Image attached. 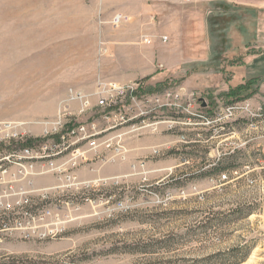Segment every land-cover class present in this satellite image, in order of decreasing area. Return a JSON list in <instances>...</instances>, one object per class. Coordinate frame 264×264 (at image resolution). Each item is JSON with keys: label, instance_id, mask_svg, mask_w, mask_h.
Wrapping results in <instances>:
<instances>
[{"label": "rangeland", "instance_id": "rangeland-1", "mask_svg": "<svg viewBox=\"0 0 264 264\" xmlns=\"http://www.w3.org/2000/svg\"><path fill=\"white\" fill-rule=\"evenodd\" d=\"M3 2L34 5L36 20L46 6ZM68 7L66 28L56 6L50 37L36 26L35 43L14 45L19 52L6 53L12 74L0 75V122L15 125L17 141L56 133L51 121L71 90L91 103L61 130L84 127L65 136L53 166L34 153L33 169L14 175L27 159L8 157L16 146L0 147V166L10 171L0 181V264H264V0L213 1L205 53L144 76L143 85L163 81L161 91L114 93L109 106L97 104L105 93L92 84L135 87L143 77L102 76L103 67L124 70L96 58L99 35L77 27ZM257 76L243 100L252 112L227 115L225 94ZM69 104L76 112L80 101ZM223 156L236 170L199 174Z\"/></svg>", "mask_w": 264, "mask_h": 264}, {"label": "crops", "instance_id": "crops-1", "mask_svg": "<svg viewBox=\"0 0 264 264\" xmlns=\"http://www.w3.org/2000/svg\"><path fill=\"white\" fill-rule=\"evenodd\" d=\"M213 1L215 0H43L46 6L42 10V20L39 16L36 20L35 6L32 4L0 3V75L12 74V68L8 64L11 57H7L6 53L19 52L18 46L15 48L14 45L35 43L36 26L46 27L48 31L44 36L50 37L51 22L56 21L51 14L57 9L56 6L59 12L57 20L61 22L59 26L66 28L67 19L63 14L71 10L68 5L72 4L77 13V27L87 28L99 35L96 58H110L117 62L114 63L116 71L119 67L124 70L119 74L105 71L103 67L102 76L105 78L119 77V80L126 83L137 76L144 77L157 72L156 68L172 69L198 58L196 55L205 53L210 45L206 18ZM115 12L129 15L130 20L112 29L107 21ZM144 36L149 37L152 42L143 43ZM161 36L166 39L163 41ZM99 41L107 48L104 54L99 53ZM83 48L85 52L88 49L87 46ZM95 84L91 85L92 90Z\"/></svg>", "mask_w": 264, "mask_h": 264}, {"label": "built area", "instance_id": "built-area-1", "mask_svg": "<svg viewBox=\"0 0 264 264\" xmlns=\"http://www.w3.org/2000/svg\"><path fill=\"white\" fill-rule=\"evenodd\" d=\"M227 1L233 2L236 0H227ZM129 20H130L129 15L124 14L122 12H115L112 15L111 19L109 20V23L114 27H118L120 25L127 23ZM161 39L164 41L166 37L161 36ZM142 42L149 44L152 42V40L149 37L144 36L142 37ZM102 44L103 43L100 42V45L98 47L99 53L101 54L104 51H106L105 47L101 46ZM135 87L133 86L124 87V85H121L116 82H103L101 80H98L95 84V88H96L95 92H97V94L99 95H101V93H105V95L99 96L97 104H100V105L107 104L109 106L111 105L113 101L112 98H114V93L119 95L118 97H115L117 100L118 98L120 99V97L122 96L127 97V95L131 93ZM75 99L80 101V105L76 112H72L69 106L70 105L69 102ZM108 99L110 100L111 103L108 102ZM90 106H91V103H90V98L88 94H84L80 90H74V91L71 90L68 93V95L65 96L64 99H62L60 108L57 111L54 119L51 121L52 126L55 128V130H57V132L51 133L52 135L43 136V138H45L44 139L45 141L48 139L47 136H50L49 138L54 137L56 140L54 138L51 139L52 140L51 143H46L43 140L42 142L38 144H34L33 146H30V147L25 146V147H21V148H18V149H15L9 152L8 157H12L16 161L27 159L25 164L19 165L15 169V173L13 174L23 175L27 173L28 170L31 171L33 169L34 163H36V162H32V155H34V153L47 154V161L41 162V163H47L48 166H53V157L56 155H59L61 151L63 150L65 136H73L79 131L84 130V127L83 126L73 127V128L68 129L66 133H62L61 130L66 126V124H69L71 122V116H79L83 114L87 109L90 108ZM237 110L252 112L250 105L249 103H247V101H243L241 103L237 102V103H234L232 105H228L225 107V113L230 116L234 115V113ZM255 114L252 113V116ZM15 130H16L15 125L13 123L7 122V121L0 122V146L1 145L6 146L18 140L16 138H18L19 134ZM56 171L61 172L62 168L58 167L56 168ZM9 172L10 171L8 168L0 166V181H5V177L7 176ZM222 177L225 178L224 173L222 174ZM69 179H75V178H72L70 175ZM9 181L10 180H8V182Z\"/></svg>", "mask_w": 264, "mask_h": 264}, {"label": "trees", "instance_id": "trees-1", "mask_svg": "<svg viewBox=\"0 0 264 264\" xmlns=\"http://www.w3.org/2000/svg\"><path fill=\"white\" fill-rule=\"evenodd\" d=\"M148 77H143L142 79H140V81H137V86L134 88V90L129 93L127 95L128 99H130L131 97H136L139 98L143 95H147V94H152L155 91H161L163 87H165V83L163 81L161 82H157L155 85H151V84H145L143 85V82L146 81ZM259 76L254 77L252 79H250L249 83H244V84H239L235 89H232L231 91L227 92L226 95V100L224 101V103L222 105H232L234 103L237 102H241L243 100H245L246 98H248V96L250 94H252L253 92L256 91V88L258 85L257 82L259 80ZM255 85L256 87L252 86ZM214 109H207L204 110L205 114L207 116H212L215 113V108L217 109L219 106L217 104L214 103ZM111 107H108V109ZM45 138L43 137H29L26 138L25 140L22 141H16V142H12L9 145H6V148H9L10 146H16L17 148H21V147H25V146H33L34 144H38L40 142H42ZM4 145H1L0 147H3ZM210 166L207 169H202L199 174L201 176L204 175H210V176H219L221 173L225 172V171H234L236 170V164H235V160L233 157H219L216 160H211L209 162ZM196 171H198L196 169ZM195 171V172H196ZM236 256V255H235ZM236 263V260H235Z\"/></svg>", "mask_w": 264, "mask_h": 264}, {"label": "bare ground", "instance_id": "bare-ground-1", "mask_svg": "<svg viewBox=\"0 0 264 264\" xmlns=\"http://www.w3.org/2000/svg\"><path fill=\"white\" fill-rule=\"evenodd\" d=\"M33 156V155H32ZM38 156V155H37Z\"/></svg>", "mask_w": 264, "mask_h": 264}]
</instances>
